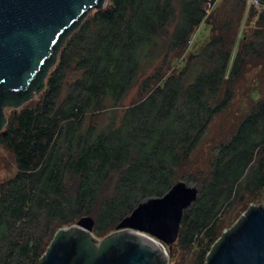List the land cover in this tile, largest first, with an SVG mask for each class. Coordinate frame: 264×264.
Returning <instances> with one entry per match:
<instances>
[{
	"label": "trees",
	"instance_id": "16d2710c",
	"mask_svg": "<svg viewBox=\"0 0 264 264\" xmlns=\"http://www.w3.org/2000/svg\"><path fill=\"white\" fill-rule=\"evenodd\" d=\"M204 24L209 39L188 54ZM74 29L27 93L4 95L13 110L0 117V144L17 172L0 184V264H41L62 229L83 217L95 221L92 235L80 232L92 264L110 242L98 248L93 236L113 233L179 181L199 195L174 245L193 254L189 264H206L225 217L264 195V88L214 148L209 169L185 175L241 80L264 72V7L108 0ZM138 86L140 100L117 114Z\"/></svg>",
	"mask_w": 264,
	"mask_h": 264
},
{
	"label": "water",
	"instance_id": "95a60500",
	"mask_svg": "<svg viewBox=\"0 0 264 264\" xmlns=\"http://www.w3.org/2000/svg\"><path fill=\"white\" fill-rule=\"evenodd\" d=\"M108 0H0V117L7 93H27L43 68L57 57L62 37ZM199 189L179 181L162 197L139 204L116 231L96 244H109L92 264L168 263L163 244L178 240L185 210ZM253 206L235 228L223 233L206 264H264V204ZM95 221L83 217L62 229L41 264H87L80 242L92 235ZM70 233H67V232ZM80 232L84 233L80 234Z\"/></svg>",
	"mask_w": 264,
	"mask_h": 264
},
{
	"label": "rangeland",
	"instance_id": "374dc122",
	"mask_svg": "<svg viewBox=\"0 0 264 264\" xmlns=\"http://www.w3.org/2000/svg\"><path fill=\"white\" fill-rule=\"evenodd\" d=\"M108 4V2H107ZM95 11V10H94ZM92 11L91 13H93ZM90 13V14H91ZM244 27V21L241 29ZM210 37V28L205 24L197 29L192 36L189 46L188 54L196 52L200 46H202ZM253 70V69H252ZM143 81V80H142ZM258 85V86H256ZM264 88V72L260 69H255L243 79L236 88V93L232 104L227 110H225L220 116L216 117L207 132L202 144L196 149L192 156L190 166L186 169V176H198L203 171L209 169V164L213 156L214 148L221 142L227 141L235 131V128L239 121L250 110L254 101L259 100L263 95ZM139 86L129 94L124 101L122 108L114 110L117 114L121 115L122 109L127 108L135 102L140 100L138 96ZM12 107H6L5 113L9 116L12 112ZM17 172V168L13 159V156L0 144V184L14 176ZM188 184L195 186L194 183ZM261 201L251 202L245 208L232 211L223 221L222 233L230 230L244 215L247 209L252 205L256 206L264 204V195L261 196ZM96 244L98 245L104 238H98ZM167 254V264H189L193 259L192 253L184 252L179 246L173 245L170 249L167 245L163 244Z\"/></svg>",
	"mask_w": 264,
	"mask_h": 264
},
{
	"label": "built area",
	"instance_id": "2783aa9c",
	"mask_svg": "<svg viewBox=\"0 0 264 264\" xmlns=\"http://www.w3.org/2000/svg\"><path fill=\"white\" fill-rule=\"evenodd\" d=\"M254 5L256 7H264V4H261L259 0H248V7Z\"/></svg>",
	"mask_w": 264,
	"mask_h": 264
}]
</instances>
